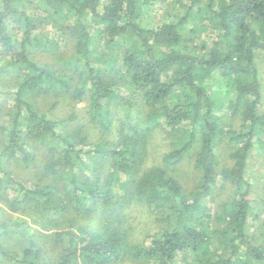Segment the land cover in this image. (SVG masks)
Listing matches in <instances>:
<instances>
[{"label": "trees", "instance_id": "16d2710c", "mask_svg": "<svg viewBox=\"0 0 264 264\" xmlns=\"http://www.w3.org/2000/svg\"><path fill=\"white\" fill-rule=\"evenodd\" d=\"M151 1L0 0V73L18 79L10 91L0 89V105L8 108L0 117V203L25 218L0 220V235H23L31 224L54 230L61 251L53 264H264V244L252 243L247 232L245 177L250 153L264 147L255 61L264 51V0H177L184 7L178 18L143 27ZM44 24L72 39L70 58L61 55L58 38L41 30ZM209 32L220 39H201ZM33 51L58 58L69 74L39 65ZM215 74L233 92L226 109L239 120L237 130L220 123L224 101L208 83ZM118 84L128 85L131 96ZM50 93L86 101L88 124L99 133H109L114 118L115 144L92 141L72 116L49 117L28 97ZM156 129L170 139V150L140 174ZM186 157L197 175L189 193L174 177ZM13 162L42 166L45 183H20L9 170ZM227 188L228 199L220 201ZM133 202L159 214L162 228L148 246L127 240L124 208ZM45 242L31 233L19 251L0 241V259L47 264Z\"/></svg>", "mask_w": 264, "mask_h": 264}, {"label": "rangeland", "instance_id": "374dc122", "mask_svg": "<svg viewBox=\"0 0 264 264\" xmlns=\"http://www.w3.org/2000/svg\"><path fill=\"white\" fill-rule=\"evenodd\" d=\"M184 1V0H183ZM185 2V1H184ZM184 7L177 0H168L166 2L160 0H152L150 4L146 5L142 11V17L140 19V24L143 27H155L164 21L174 20L183 14ZM190 27V24L188 25ZM43 32L47 33L52 38H58L60 40V50L61 55L66 59L70 58L73 53V42L70 37L63 34L58 35V30L55 28L43 25ZM208 43H212L216 39H220L216 32H209L207 34H202V38ZM30 57L39 65H48L54 69L61 70L69 74L68 71L64 69L63 64L58 58L52 57L50 55H45L38 51H33L29 53ZM256 67L258 70V78L260 82V104L259 111H264V51L258 50L255 55ZM65 70V71H62ZM60 72V71H59ZM112 73H114L112 71ZM114 76V75H113ZM18 79L14 74H3L0 73V89L8 90L16 86ZM208 83L211 89L217 90L218 94L223 98V108L220 112V123L226 128L230 127L234 130L239 129L240 122L236 118H232L229 111L226 109V103L228 99L233 97L232 90L226 91L223 87L220 79L215 74L208 79ZM119 93L124 97H129L132 94V90L129 89L128 85L118 84L117 85ZM33 105L39 110L46 113L49 117L54 119H64L66 117L72 116V124L80 125L83 127L84 133L88 137L95 141L96 139H105L110 142V144H115L117 138V121L113 118V128L109 133H99L92 125L88 124V116L86 114L87 105L86 101H74L68 95H55V94H32L28 96ZM138 103H140L138 101ZM1 104V103H0ZM3 105V104H2ZM0 105V107H2ZM0 109V117L4 116L7 109L2 107ZM121 109L115 111V118L122 117ZM1 139V136H0ZM38 150V149H37ZM170 150V139L165 136L164 132L156 129L147 138L145 150L142 155L140 163V174L147 171L151 166L157 165L163 153ZM220 154L221 162L225 165L229 164L228 159V147L222 145L218 151ZM37 154L39 158H42V150H38ZM193 159L186 157L183 162L178 166V172L174 174V177L181 183L184 191L189 193L194 184L197 181V175L193 171ZM33 168L31 166H25L19 162H13L9 165V170L11 171L13 177L20 183L32 187L36 183L40 182L39 179L42 176L41 169ZM245 177L250 185L249 199L251 204V217L249 219L248 235L252 243L264 244V147H259L258 145L250 153L247 159V166L245 169ZM219 197V200L228 199V190ZM10 190V189H9ZM8 190V191H9ZM10 195L11 192L9 193ZM219 201H217L218 204ZM126 214L125 222L123 223L124 229L127 230V240L130 244H141L142 246H148L152 236L157 234L161 228L162 223L156 221V217L159 214L153 212L142 202L130 203L124 208ZM25 220L22 214L12 213L5 209V206L0 203V220H5L8 223L19 222ZM37 231V232H34ZM54 230H44L39 225L31 224L30 228L26 229V232L21 235L18 233H11L8 235H0V241L7 247L15 250H22L27 246L29 234H34V239L42 244L45 242L46 248L43 252L44 261L47 264H53L57 259L58 253L61 251V243L54 244L52 241V233ZM46 234L47 239L41 237L42 234ZM190 259V256H189ZM0 264H6L5 261L0 259ZM115 264H134L129 260L121 259ZM184 264V263H180Z\"/></svg>", "mask_w": 264, "mask_h": 264}]
</instances>
